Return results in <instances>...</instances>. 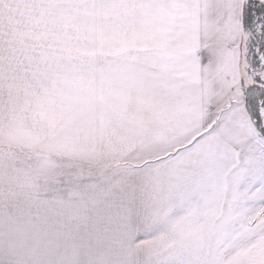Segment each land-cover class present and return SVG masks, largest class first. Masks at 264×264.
<instances>
[{"label":"snow or ice","instance_id":"obj_1","mask_svg":"<svg viewBox=\"0 0 264 264\" xmlns=\"http://www.w3.org/2000/svg\"><path fill=\"white\" fill-rule=\"evenodd\" d=\"M181 4L197 15L166 14ZM52 19L46 47L36 30ZM11 79L42 89L57 123L119 141L107 167L70 164L51 186L5 172L0 264H264V0H0ZM58 198L79 206L74 261L59 245L25 253L10 226ZM80 224L128 259L96 256Z\"/></svg>","mask_w":264,"mask_h":264},{"label":"crops","instance_id":"obj_2","mask_svg":"<svg viewBox=\"0 0 264 264\" xmlns=\"http://www.w3.org/2000/svg\"><path fill=\"white\" fill-rule=\"evenodd\" d=\"M172 9L166 14L178 15L179 7L173 5ZM42 97L43 90L28 80L0 81V180L7 172L27 188L37 183L51 186L52 178L59 172L73 170L68 167L70 164L91 167L94 172L107 167L111 163L108 157L112 145L119 141L118 133L113 129L100 133L86 125L59 124L56 112ZM78 208L75 203L58 198L38 217L10 226L16 230L17 242L25 253L53 255L59 245L67 258L74 261L81 252L77 247L80 241L72 238ZM4 230L5 222L0 218V234ZM79 235L90 241L96 256L105 253L113 259H128L125 252L110 251L116 248L114 233L97 232L91 225L80 224Z\"/></svg>","mask_w":264,"mask_h":264},{"label":"rangeland","instance_id":"obj_3","mask_svg":"<svg viewBox=\"0 0 264 264\" xmlns=\"http://www.w3.org/2000/svg\"><path fill=\"white\" fill-rule=\"evenodd\" d=\"M179 9H177L178 15L181 17L188 18L189 20L194 18L197 15V10L189 5H177ZM187 10L185 9V7ZM14 11V10H13ZM58 25L55 19L49 21L47 25H41L36 32L39 33L38 38L36 39L37 43L44 44L46 47L48 45H52L56 47L59 42V37L54 34L55 30L57 29ZM24 35L33 37L34 34L30 28L25 29Z\"/></svg>","mask_w":264,"mask_h":264}]
</instances>
